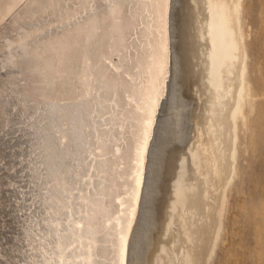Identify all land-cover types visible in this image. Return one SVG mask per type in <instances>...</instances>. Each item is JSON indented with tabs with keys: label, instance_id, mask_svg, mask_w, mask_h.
I'll use <instances>...</instances> for the list:
<instances>
[{
	"label": "bare ground",
	"instance_id": "6f19581e",
	"mask_svg": "<svg viewBox=\"0 0 264 264\" xmlns=\"http://www.w3.org/2000/svg\"><path fill=\"white\" fill-rule=\"evenodd\" d=\"M38 1L0 0V165L12 147L3 137L16 124L24 122V130L45 139L26 153L44 216L21 224L18 235L28 245L23 264H208L234 171L245 82L240 0H197L189 57L183 31L176 42L175 0ZM196 47L205 53L207 79L204 113L194 122L199 186L198 199L192 197L198 204L190 201V209L176 188L173 212L167 205L166 224L157 225L162 245L154 251V230L147 237L144 226L156 210L150 175L157 109L170 66L182 65L191 80ZM12 167L0 172L2 230L8 222L5 185L15 184ZM2 232L0 255L4 264H15L17 243L5 247Z\"/></svg>",
	"mask_w": 264,
	"mask_h": 264
},
{
	"label": "rangeland",
	"instance_id": "374dc122",
	"mask_svg": "<svg viewBox=\"0 0 264 264\" xmlns=\"http://www.w3.org/2000/svg\"><path fill=\"white\" fill-rule=\"evenodd\" d=\"M40 1L41 0H39L38 3H40ZM195 3L197 4V0L174 1V22L177 25L176 42L178 43L179 40V32L181 33L183 31L186 34V46L188 50H191V52L190 50L187 52V57L195 50L193 47L196 46L192 45L194 44L192 35L195 34L196 37V31L194 33L192 29L195 22L192 9L194 7L193 5H196ZM42 7L43 4L37 7V9H42ZM248 8L250 11H248ZM238 15V33H240L242 37L240 38L245 50V82L241 97V109L236 118L237 124L235 131L237 139H235L234 145V171L223 191L221 224L215 241L213 257L209 259L208 264H264V0H240ZM178 26L179 28H177ZM196 50V58L198 59H194V57L191 56L192 67L194 65V74L191 77L194 81L192 82L191 80L193 79L191 78V80L188 79L187 83L182 65L178 66L175 62V66H170L165 83V90L160 97L157 109L155 139L153 138L155 141L152 157L153 173L150 175L152 178L154 177L153 197L156 210L153 219L151 218V221L144 226L145 229L148 228L146 230L147 237H150L154 230L153 233L156 238L154 241V251L160 248V244L162 245V241L160 237H158V234L160 235L158 229L159 226L164 228L166 224L164 221L168 216L166 215L168 213L167 210H169L168 214L173 212L171 208L174 204L172 198L178 196L176 188L180 189L179 192H182V195H187L184 200H186L185 202L188 200V204L186 203L188 207H190L189 203L192 204L190 201H193V203L195 202L194 205H192L193 207L198 204V201L195 200L198 199L199 173L194 166L196 162L195 158L197 157L194 147L197 140L195 132L197 129L194 127V122L195 120L197 122L198 115L201 116V113H204V107L202 106L206 105V101L205 104L203 103V97H205L203 95L205 91L204 88L206 87L205 81L207 79H205L206 77L204 78L203 74V65L205 62H203V60H205V56L204 59L201 56L205 53L202 52L201 47H196ZM193 76L196 77V79ZM19 121H26V118H24V120L20 118ZM14 127L10 135L3 137L5 140L4 142H6V144L9 142L7 145H11L12 147L4 150H7L5 153H7L8 156L5 162L2 163L3 165H0V172L4 174L7 172L5 166L13 164L12 168L15 169L9 168L8 171L13 179L11 183L14 184L15 182V184L10 185V188L8 185H5L7 193L9 191V195L7 194V203L9 206L7 207V217L5 218H8L7 220L9 223L7 222V224L3 226L5 228L7 227V230H5L6 233L3 231L5 228L2 230L1 227L0 231H3L2 234L5 236L4 239L6 241L2 239L5 247L6 245L10 247L13 242L17 243L16 250L13 252L15 253L13 255L15 260H13L15 264H23V258L28 253V245L26 246V242L22 241V235H18V233L22 231L21 224H23L24 227L25 222L31 221L33 218L40 220V216H44L40 205V189L36 188L37 186L34 187V182H30L32 179L29 175L30 172L27 165L30 156H27L26 153L28 150L30 151L31 144H42L45 139L43 137L44 133L38 131L39 134H32V130H24V122L16 124ZM2 134L3 133H0L1 137L3 136ZM11 151H15L12 161H10L12 158L9 156V152ZM0 152L3 151L0 150ZM31 157H36L35 153H32ZM68 160L70 162V159ZM172 160L176 161L173 167L174 176L173 173L169 171L171 170L169 168ZM163 180L164 182H162ZM147 181L148 180L145 181V184H147ZM35 188L37 191H35ZM151 189L152 183L149 190ZM169 192L171 194H169ZM193 195H195V199H193ZM164 200L167 202L166 205H164ZM168 202L170 203L168 204ZM14 203H16V206ZM154 205L151 204L150 211L154 210ZM167 205L168 209L166 207ZM192 206L190 209L193 208ZM160 207L162 210H160ZM164 210L167 213L164 212ZM152 214H149L151 215L150 217H152ZM161 214L166 217L163 216L164 220ZM24 218L29 219L24 221ZM41 222H43L42 219ZM2 224H4V222H2ZM13 224L14 226H12ZM38 232H41L40 229ZM15 237L19 240H16ZM187 239L191 241V235L187 236ZM143 240L141 243L145 242ZM4 257L5 256L2 257L0 255V259L2 258L0 263H5V259L7 258Z\"/></svg>",
	"mask_w": 264,
	"mask_h": 264
}]
</instances>
